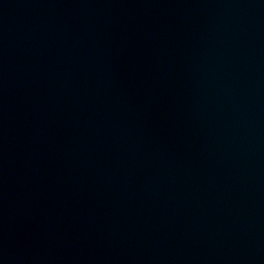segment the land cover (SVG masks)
Returning a JSON list of instances; mask_svg holds the SVG:
<instances>
[{
  "label": "water",
  "instance_id": "water-1",
  "mask_svg": "<svg viewBox=\"0 0 264 264\" xmlns=\"http://www.w3.org/2000/svg\"><path fill=\"white\" fill-rule=\"evenodd\" d=\"M0 264H264V0H0Z\"/></svg>",
  "mask_w": 264,
  "mask_h": 264
}]
</instances>
